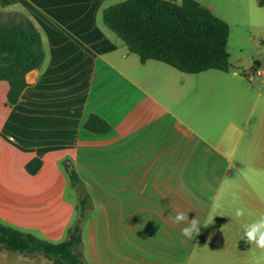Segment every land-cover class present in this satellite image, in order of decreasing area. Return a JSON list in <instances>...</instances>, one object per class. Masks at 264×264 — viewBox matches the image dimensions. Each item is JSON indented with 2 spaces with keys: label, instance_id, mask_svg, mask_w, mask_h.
Wrapping results in <instances>:
<instances>
[{
  "label": "crops",
  "instance_id": "obj_1",
  "mask_svg": "<svg viewBox=\"0 0 264 264\" xmlns=\"http://www.w3.org/2000/svg\"><path fill=\"white\" fill-rule=\"evenodd\" d=\"M111 1L0 0V11L34 23L47 52L17 104H8L10 85L0 81V222L66 240L79 210L68 163L93 201L81 224L87 264H135L145 260V245L171 259L187 242L229 237L238 249L231 264H260L264 250L242 249L241 223L229 215L236 207L247 210L243 222L264 214V80L142 62L104 25ZM196 1L227 22L212 1ZM91 116L109 130L86 129ZM34 158L43 164L32 175L26 165ZM217 195L223 215L204 226ZM177 212L201 221L199 235H182L187 225L173 222ZM135 239L144 244L137 252ZM27 259L54 264L40 253Z\"/></svg>",
  "mask_w": 264,
  "mask_h": 264
},
{
  "label": "trees",
  "instance_id": "obj_2",
  "mask_svg": "<svg viewBox=\"0 0 264 264\" xmlns=\"http://www.w3.org/2000/svg\"><path fill=\"white\" fill-rule=\"evenodd\" d=\"M264 7V0H257ZM10 16L13 14L9 13ZM102 21L142 62L154 59L183 73L197 74L211 69L228 72L231 68L228 40L230 25L196 0L180 3L168 0H124L103 8ZM47 52L41 32L26 19L0 24V81L10 85L8 104H17L28 86L26 75L41 69ZM84 127L106 132L110 126L91 116ZM40 158L27 165L34 175L42 167ZM71 184L78 193L77 220L68 229L67 239L55 243L23 232L0 222V249L5 248L31 256L42 254L54 264H87L84 260L82 220L85 209L92 206L87 188L75 168L66 164ZM240 247L247 248L241 240Z\"/></svg>",
  "mask_w": 264,
  "mask_h": 264
},
{
  "label": "rangeland",
  "instance_id": "obj_3",
  "mask_svg": "<svg viewBox=\"0 0 264 264\" xmlns=\"http://www.w3.org/2000/svg\"><path fill=\"white\" fill-rule=\"evenodd\" d=\"M120 1L124 0H113L105 4L104 7ZM211 1L215 5V12L227 19L231 29L228 40L231 68L228 72L237 71L247 80L253 77L254 81H250L253 84L264 80V7L259 6L257 0H208L207 3H212ZM11 14L13 15L10 16L9 12L0 11V24H9L11 19H25L21 12ZM257 63H260V66H256ZM252 65H255L256 68L251 69ZM258 70L262 74H257ZM261 89L264 90V85ZM263 98L259 99L260 102L264 100ZM70 185L74 189L71 180ZM89 196L93 203L90 194ZM79 214L82 215L83 212ZM228 232L230 233V230ZM91 234L93 237V229H91ZM142 247H144V244L137 242L135 239L134 251L137 252ZM145 247V251L142 249L143 254H140L145 260L135 261V264H222L224 256L228 259L227 263L231 264L233 263L232 256L238 252L231 237L226 238L224 244H220L214 238L211 239L210 244L198 242L193 245L187 242L181 246L180 257L174 256L171 259L164 257L165 253H161V246L159 245H155L154 248L148 245H145ZM80 249L83 250V246ZM192 249L193 251H191ZM227 251H229V255H226ZM191 252H193V259L190 258ZM26 260L28 264L27 255L5 248L0 249V264H26ZM260 264H264V258L260 261Z\"/></svg>",
  "mask_w": 264,
  "mask_h": 264
},
{
  "label": "clouds",
  "instance_id": "obj_4",
  "mask_svg": "<svg viewBox=\"0 0 264 264\" xmlns=\"http://www.w3.org/2000/svg\"><path fill=\"white\" fill-rule=\"evenodd\" d=\"M211 199L213 202L212 215L209 216L207 222L203 223L204 226H208L209 224H211L216 215H223L221 213V209L223 207L222 198L217 195L212 197ZM246 211L247 210L244 207H236L234 212L229 216L241 223V228L243 229L242 239L246 244L250 246L254 245L256 248L264 250V214H261L252 222H243L242 218L245 217ZM248 214L250 215V213ZM173 222L177 224L186 223L187 226L181 229V233L183 236L189 239H192L193 236L199 235L201 231V221L197 217L189 220L188 214L186 215L184 212H177L175 217L173 218Z\"/></svg>",
  "mask_w": 264,
  "mask_h": 264
}]
</instances>
